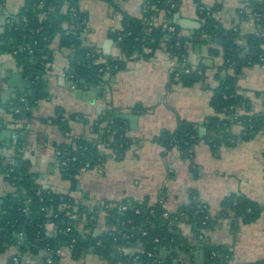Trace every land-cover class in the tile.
<instances>
[{"label":"trees","instance_id":"16d2710c","mask_svg":"<svg viewBox=\"0 0 264 264\" xmlns=\"http://www.w3.org/2000/svg\"><path fill=\"white\" fill-rule=\"evenodd\" d=\"M104 1L116 8V0ZM193 1L200 26L186 32L174 17L180 0H143L139 17L121 11L122 27L110 36L122 56L108 57L99 63L97 53L79 35L87 16L80 9L79 0H24L19 12L8 15L0 28V54L12 55L16 66L32 85L29 91L17 92L7 100L5 110L12 114L15 122L24 124V118L30 117V109L48 96L43 76L52 61L50 44L56 35L60 36L61 46L70 50L66 76L79 86L99 85L106 71L123 68L127 59L149 58L161 50L178 63L170 73L168 86L190 87L204 81L208 64L203 59L197 64L191 63L189 53L207 45V58L220 56L222 63L218 67L225 74L212 88L209 103L213 113L204 120L206 133L202 139L216 153L222 146L264 135V92L258 93L261 109L255 111L237 84L244 67L261 63V58L264 61V0H245L241 17L252 15L256 29L243 36L237 28H226L215 18L219 5L206 7L201 0ZM2 4L0 0V6ZM161 12L164 20L156 23ZM169 26H173L174 31H170ZM185 67L190 70L183 71ZM136 107L140 109L139 105ZM16 108L20 113H14ZM114 113L115 110L109 108L95 121L84 119L91 136L68 135L76 114L67 115L61 107L56 108L54 116L45 119L68 136L66 142L55 146L54 163L61 177L68 179L72 186L76 175L87 168L86 163L88 167L101 165L107 156L122 160L132 145L133 139L126 133L125 123L115 118ZM197 129L196 123L180 120L173 130H162L155 140L164 151L177 149L183 156L190 157L199 140ZM10 144L21 145L18 138L11 139ZM15 159L16 164L10 163L0 154V172L15 187L0 196V252L17 244L21 256L26 251L38 255L37 260L27 264H58L62 246L69 247L74 256L91 248L109 264H151L148 252L154 254L155 264H175L176 259L180 264H193L192 255L200 249L204 264H232L229 262L232 252L227 246L207 241L205 230L212 226L213 219L206 209H198L195 203L171 214L160 202L150 204L147 200L134 199L104 201L96 211L89 210L69 191L54 192L38 186L29 161L19 155ZM123 205L124 210L120 208ZM221 207L220 216L230 219L231 232L238 223L256 220L263 209L257 201L235 193L224 197ZM100 210L104 211L103 227L95 234ZM180 223L190 225V238L180 234ZM49 224L54 227L51 233H48ZM19 231L25 234L26 243L18 242ZM121 246L130 247L131 254L119 255Z\"/></svg>","mask_w":264,"mask_h":264},{"label":"crops","instance_id":"0c3cea01","mask_svg":"<svg viewBox=\"0 0 264 264\" xmlns=\"http://www.w3.org/2000/svg\"><path fill=\"white\" fill-rule=\"evenodd\" d=\"M201 1L206 7L219 5L215 18L224 27L237 28L241 36L255 31L253 16L241 17L245 0ZM23 4L24 0H3L0 28L6 17L16 15ZM79 6L87 15L79 35L84 33L82 40L97 53L98 62H105L108 57H121L110 34L122 27L121 11L135 17L142 15L143 0H116V8L104 0H79ZM62 9L65 11L66 7ZM178 12L184 18L196 20L193 0H180ZM159 19L158 16L156 22ZM240 42L243 43V39ZM50 47L53 50L52 61L43 76L48 96L30 109L29 119L24 118V125H28L26 129L5 110V102L14 95L7 96V85L0 81V154L14 164L18 155L27 159L38 186L54 192L69 191L89 210L96 211V207L104 201L134 199L147 200L150 204L160 202L171 214L194 200L203 205L213 219L212 226L205 230L207 241L227 246L232 252L230 263L264 264V135L257 134L250 140L222 146L216 153L202 139L206 133L204 120L213 113L209 103L212 88L225 74L218 67L222 63L221 57L207 58V45L192 49L189 61L197 64L203 59L208 67L204 81L190 87L180 84L168 86L170 62L161 50L149 58L137 56L127 59L123 68L106 71L101 84L93 87L88 83L81 86L68 83L70 79L66 70L70 50L61 46L59 35L53 38ZM10 73L22 74L12 55L0 54V78ZM237 84L240 92L250 99L253 109L259 111L262 102L258 93L264 92V66L258 63L244 67ZM100 86L103 90L98 92ZM29 90L17 89V92ZM138 105L140 109H136ZM57 107L63 108L67 115L76 114L67 133L70 136H91L83 120L95 121L109 108L115 110V118L118 112L137 115L134 128L127 120L118 118L125 123L126 133L133 139L125 157L117 161L107 156L103 164L82 169L72 186L68 179L61 177L54 163L55 146L66 142L68 136L56 125L45 121L54 116ZM180 120L191 121L198 126L199 140L193 146L190 157L183 156L177 149L164 151L155 140L162 130H173ZM201 122L205 127L203 135L199 133ZM17 138L20 147L10 144L11 139L16 141ZM4 177L0 172V196L14 190ZM232 193L245 195L263 206L256 220L238 223L234 232L230 229V219L220 216L221 200ZM98 213L95 234L103 227L104 211ZM179 232L190 238V225L180 223ZM16 236L17 240L21 237L20 243H26L22 231ZM11 251L13 247L9 246L0 252V264H8ZM199 251L195 250L192 255L193 264L197 257L195 253ZM22 257L26 262H34L38 255L26 251ZM58 264L109 263L91 248L74 256L69 247L62 246ZM175 264H180L179 259L175 260Z\"/></svg>","mask_w":264,"mask_h":264},{"label":"water","instance_id":"95a60500","mask_svg":"<svg viewBox=\"0 0 264 264\" xmlns=\"http://www.w3.org/2000/svg\"><path fill=\"white\" fill-rule=\"evenodd\" d=\"M174 17L176 19V22L179 24V26L185 31H190V30L196 29L200 26V24L197 20L184 18V17L180 16L179 12L175 13ZM84 36H85L84 33H81L80 38L82 39ZM115 44H116V42H115ZM111 79H113V77ZM0 81L6 83V85H7V91L6 92H7V96H9V97L11 95H15L17 92V89L28 90V89H30V86H31V81L29 79H24L22 74H20V73H10L9 75H6L4 78H0ZM68 83L70 85L74 84V82L72 80H69ZM102 90H103L102 86L98 87V92H101ZM115 116L117 118L127 120L129 123V126L131 128L135 127V125H136L135 122L138 118L137 115H134L131 113H121V112L116 113ZM22 126H23V128L26 129V125L23 124ZM199 133L202 135L205 133V127L203 126L202 122L200 123V126H199ZM15 164H16V162H15ZM23 236L25 237L24 233H23ZM198 254H201V256L198 257ZM195 255H197V257L195 259V264H204L203 251L200 250L199 253L196 252Z\"/></svg>","mask_w":264,"mask_h":264},{"label":"built area","instance_id":"2783aa9c","mask_svg":"<svg viewBox=\"0 0 264 264\" xmlns=\"http://www.w3.org/2000/svg\"><path fill=\"white\" fill-rule=\"evenodd\" d=\"M64 6L66 7V4H64ZM159 17H160V19L158 20V22H161V21L164 20V14H163V12L160 13ZM155 21H156V19H155ZM169 30L170 31H174V27L173 26H169ZM166 56H167V58H168V60L170 62V73H171L177 67V64L178 63H177L176 59L170 57L168 54H166ZM261 60H262V62L260 64L264 66L263 58H261ZM189 70H190L189 68H186V67L183 68V71H185V72H188ZM176 75H177V72H176ZM14 113H20V110L18 108H16L14 110ZM20 125L22 126L21 123H20ZM16 126H19V125L17 124ZM26 126H28V125H26ZM88 166H89V164L86 163V167H88ZM10 184L13 186L12 183H10ZM191 203H195L196 204V207L198 209L204 210V206L201 205V204H199V203H197V202H195L194 200H191ZM120 208L124 210V209H126V206L123 205ZM72 217H74V216H72ZM47 227H48V233L49 232L50 233L53 232V228H54L53 225L49 224ZM112 230H113V228H112ZM20 240H21V237H19V240L18 241L20 242ZM10 246L13 247V251H11L10 254H9V256H8L9 264H27L26 260L21 256V254L19 252L18 245L17 244L16 245L13 244V245H10ZM131 251H132L131 248L128 247V246H121V247H119V255H129V254H131ZM147 257L150 258V263L151 264H155L156 263V260L154 258V254L152 252H148L147 253Z\"/></svg>","mask_w":264,"mask_h":264},{"label":"rangeland","instance_id":"374dc122","mask_svg":"<svg viewBox=\"0 0 264 264\" xmlns=\"http://www.w3.org/2000/svg\"><path fill=\"white\" fill-rule=\"evenodd\" d=\"M207 61L209 60V59H206Z\"/></svg>","mask_w":264,"mask_h":264}]
</instances>
